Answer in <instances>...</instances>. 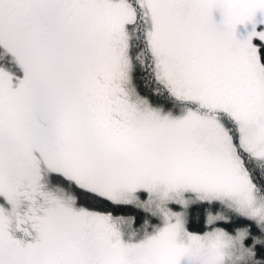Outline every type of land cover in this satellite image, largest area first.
Segmentation results:
<instances>
[{
  "label": "snow or ice",
  "instance_id": "6c2138e0",
  "mask_svg": "<svg viewBox=\"0 0 264 264\" xmlns=\"http://www.w3.org/2000/svg\"><path fill=\"white\" fill-rule=\"evenodd\" d=\"M0 264H264V0H0Z\"/></svg>",
  "mask_w": 264,
  "mask_h": 264
}]
</instances>
